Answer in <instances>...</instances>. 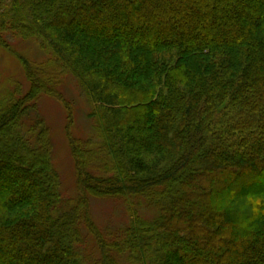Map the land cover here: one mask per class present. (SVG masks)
Returning <instances> with one entry per match:
<instances>
[{
  "label": "trees",
  "instance_id": "16d2710c",
  "mask_svg": "<svg viewBox=\"0 0 264 264\" xmlns=\"http://www.w3.org/2000/svg\"><path fill=\"white\" fill-rule=\"evenodd\" d=\"M11 39L46 56L18 52L28 87L0 98V264H85L83 230L96 264H264V0H0ZM67 75L92 126L67 132L73 202L24 119L44 94L71 113ZM87 195L124 199L128 224L107 237Z\"/></svg>",
  "mask_w": 264,
  "mask_h": 264
},
{
  "label": "rangeland",
  "instance_id": "374dc122",
  "mask_svg": "<svg viewBox=\"0 0 264 264\" xmlns=\"http://www.w3.org/2000/svg\"><path fill=\"white\" fill-rule=\"evenodd\" d=\"M10 43L17 53L0 47V98L11 90L17 82L22 85L23 91H26L28 87L22 62L18 59V52L35 62H40L46 56L34 42L11 39ZM58 89L64 97L72 102L71 113L60 99L44 94L37 98L36 109L31 110L24 119L26 126L36 124L38 117L43 119V123L49 131L52 163L60 178L61 196L65 198V201L73 202L74 198L81 195V191L68 135L73 139L78 138L83 141L91 136V118L88 114L91 107L87 104L76 79L71 75L65 76L60 81ZM97 175L100 174L97 173ZM247 185L242 182L236 186L243 189ZM255 189L264 191V187L259 188L257 186ZM86 199L92 220L107 237L113 236L128 224L129 204L124 199L96 198L89 195L86 196ZM131 200L133 199L131 198ZM137 208L142 217L146 219L154 217V208L152 206L148 208L146 202H142L141 205L138 204ZM82 232L84 241L83 243L82 240L80 241L79 248L82 249V255L85 257L84 262L85 264H96L95 261L99 258L98 251L94 248L90 236L87 233L85 235V230Z\"/></svg>",
  "mask_w": 264,
  "mask_h": 264
}]
</instances>
